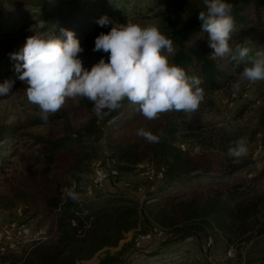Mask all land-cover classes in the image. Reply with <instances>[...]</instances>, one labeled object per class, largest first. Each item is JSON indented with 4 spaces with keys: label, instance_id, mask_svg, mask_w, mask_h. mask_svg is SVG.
<instances>
[{
    "label": "rangeland",
    "instance_id": "rangeland-1",
    "mask_svg": "<svg viewBox=\"0 0 264 264\" xmlns=\"http://www.w3.org/2000/svg\"><path fill=\"white\" fill-rule=\"evenodd\" d=\"M43 7L49 9V14L42 12ZM79 10L86 13L84 16L95 12V17L90 21L91 26L78 27L71 20ZM202 10H206L203 0H0V44L9 43L13 46L12 54L19 53L26 39L35 33L55 31L57 36H62L61 25L67 21L65 27L70 24L74 30L77 29L76 36H82L83 31L87 29L84 35L86 39L81 41L84 51L80 57L84 67L90 69L100 58L107 59L106 53L93 51L95 38L101 32L107 33V27L100 26L99 30H94L102 16L120 23L131 20L142 26L155 24L168 37L192 24ZM51 11L53 12L50 13ZM6 52L9 51L0 49V72L18 78L16 65L11 68L9 54ZM239 73H234L219 90H204V104H200L195 113L169 112L162 114L158 119L147 120L134 111L128 115L129 118L133 117V120L119 122L114 128L112 126L115 121L104 123L103 119L95 115L92 104L83 98L67 100L63 108L44 123L38 115V107L28 102L23 82L12 88L13 92L9 96H0V131L18 127L20 134L55 140L75 137L85 131L93 121L100 126L101 130L97 135L85 138L97 152L96 158L91 162V174L86 177L85 187L90 182L95 160L110 156L116 146L137 144L140 145L138 150L143 152L139 164L131 172L108 180L102 189L127 193L131 198L140 201V207L147 205L148 201L145 203L142 200L141 189L149 191L152 186L158 184V187L154 188V191H157L160 183L151 182L149 178L152 167H157L153 157L147 152V145L152 142L137 135V132L144 128L159 137L168 127L174 125L183 131L177 135L176 143L181 149V145H185L186 150H182L189 153L193 163L199 166L209 164L214 169L205 176L200 188L186 189L188 186H185L180 194L192 192L191 194L203 200L213 189L233 190L238 187L237 199L242 200L244 206H254L257 210L254 220L250 218L246 222L256 228L244 234H232L230 238L218 236L217 244L214 242V236L208 235V232L178 242L180 234H174L171 228H164L149 220V212L144 211L143 215L148 218L144 224V232H141L140 228L129 231L119 246L108 247L92 259L78 264H98L106 251L117 254L128 243L131 245L121 256L122 264H153L157 257L148 256L150 252L177 246L182 249L175 253H179V256L186 255L182 260L184 264H262L256 260L258 256L250 254L249 249L251 242L258 237L257 228L264 219V124L261 123L264 114V82H245L241 84L239 91H234L232 84L238 79ZM2 83L0 78V84ZM208 102L213 103L212 108L208 106ZM240 138H246L249 151L245 158L235 163L248 161L249 164L247 168L230 174L231 161L225 160L224 155H228V150L224 152L223 147L229 145L227 139L235 142ZM19 140L18 154L12 166L0 175V225L27 220L34 230L39 222H43L44 226L38 229L44 230L48 237L56 233V217H45V199L46 196L53 195L57 183L66 181L67 163L72 160L68 158L57 162L46 176H42L39 168L27 166L23 157L39 156L44 147L39 144L30 148V145L24 144V140ZM14 142H17L15 137L8 134L0 145H12ZM60 191L65 199L69 188L62 186ZM21 194H25V197L21 198ZM156 225L161 227L163 233L145 238ZM30 237L26 235L20 239L27 241ZM185 251L188 253L185 254Z\"/></svg>",
    "mask_w": 264,
    "mask_h": 264
},
{
    "label": "trees",
    "instance_id": "trees-1",
    "mask_svg": "<svg viewBox=\"0 0 264 264\" xmlns=\"http://www.w3.org/2000/svg\"><path fill=\"white\" fill-rule=\"evenodd\" d=\"M228 2L233 4L232 15L236 24V30L229 41L230 47L234 49L237 44H240L251 50L249 56L239 64L228 57L213 59L210 56L213 50L208 46V33L201 29L198 19L185 27L183 31L168 36L174 46V53L170 56L171 62L183 67L188 75L199 77L203 90L221 89L234 73L241 72L250 64L258 51H264V0H228ZM48 10L43 7L42 12L47 15ZM94 13L84 16L86 13L79 10L74 15V20H71L78 27L91 26V18L95 17ZM65 24L67 21L61 25L63 29L74 32L77 30L70 27V24L65 27ZM99 28L100 25H95L94 30ZM107 28V32L110 31L111 25ZM86 32L87 29L83 31L82 36H76L80 43L85 41ZM11 48L13 46L9 43L0 44V49L10 52L6 53L9 54V62L13 68L23 62L11 58ZM0 78L2 82L7 79L13 80L12 88L22 83L17 77H10L9 73L0 72ZM208 106L212 108L213 103L208 102ZM134 111H136L135 105L125 100L123 107L105 115L103 122L115 121L112 126L114 128L119 122L133 120L134 118H129L128 115L129 112ZM119 116L122 117L117 119ZM261 123L264 124V114ZM100 130V126L93 121L85 131L75 137L69 136L55 140L20 134L18 127L0 131V144L8 134L17 140L12 145L8 143L0 145V175L12 166L18 154L19 138L24 140L27 146L30 145V148L39 144L44 147L39 156L23 157L27 166L39 168L42 176H46L57 162L68 158L72 160L67 163L66 181L62 184L57 183L53 195L46 196L45 199L44 215L46 218L55 215L56 233L48 235L46 239L25 243L16 250L0 255V264L83 263L108 247L119 246L127 232L138 228L144 232V224L148 221L147 216L143 215L144 211L149 212V220H153L164 228H171L174 234H180L178 242H184L190 237H198L200 233L208 232V235L214 236L216 243L218 236L230 238L232 234H244L256 228L246 222L257 215V210L254 206H244V202L237 199L238 187L233 190L213 189L203 200L191 194L192 192L180 194L185 186H188L186 189L200 188L205 176L214 169L209 164L199 166L193 163L189 153L183 151L176 143L177 135L183 131L174 125L168 127L164 134L159 136L157 142L147 145V152L151 154L157 167L165 171L159 189L147 191L146 197H143L142 200L145 203L148 201L147 205L140 207V201L131 198L127 193L112 192L105 188L88 195L85 180L91 174L90 165L96 158L97 152L85 138L94 137ZM227 142L229 145L223 147L224 152L229 149L227 147L234 144L232 139H227ZM139 147L140 145L130 144L119 145L113 149L110 157L115 160L114 166L118 170V175L111 176L108 180L131 172L139 164L143 154L138 150ZM224 156L225 160L231 161L230 174L248 167V161L242 164L235 163L228 155ZM62 186L75 191L79 199L73 201L68 195L64 199L60 191ZM20 197H25V194H21ZM259 224L257 228L259 235L251 242L249 252L252 256H258L256 260L264 264V219ZM42 226L44 223L39 222L37 228ZM130 245L131 243L125 244L117 254L106 251L98 264H122L121 256ZM181 249V246L168 247L163 251L157 249L150 252L148 256L157 257L153 264H184L182 260L186 255L179 256V253H175ZM187 253L188 251H185V254Z\"/></svg>",
    "mask_w": 264,
    "mask_h": 264
},
{
    "label": "clouds",
    "instance_id": "clouds-1",
    "mask_svg": "<svg viewBox=\"0 0 264 264\" xmlns=\"http://www.w3.org/2000/svg\"><path fill=\"white\" fill-rule=\"evenodd\" d=\"M206 10L199 12L200 27L208 33L211 57H228L239 64L250 53L246 46L237 44L233 49L229 41L236 30L232 15L233 4L228 0H203ZM101 27L111 25L110 31L101 32L94 42V52L107 54L90 69L85 68L80 54L84 48L72 30L61 29L62 36L54 32H38L26 39L19 53L12 59L23 61L15 66L19 80L26 86L29 103L39 109L44 122L58 113L67 100H88L99 119L123 107L127 100L147 120L158 119L169 112L195 113L204 99L201 79L190 76L186 70L171 62L173 41L155 24L142 26L131 20L114 22L107 16L99 18ZM63 37V38H62ZM264 82V51H258L250 64L239 73L232 84L239 91L243 83ZM14 81L0 84V96H9ZM137 135L149 142L159 137L141 128ZM246 138H240L228 149V156L239 162L248 155ZM68 197L79 199L75 191Z\"/></svg>",
    "mask_w": 264,
    "mask_h": 264
},
{
    "label": "built area",
    "instance_id": "built-area-1",
    "mask_svg": "<svg viewBox=\"0 0 264 264\" xmlns=\"http://www.w3.org/2000/svg\"><path fill=\"white\" fill-rule=\"evenodd\" d=\"M183 150H186L185 145H181ZM115 160L106 156L103 159H97L93 163V173L90 179V182L86 186V193L88 195H92L97 190H101L107 180L111 176H117L118 170L114 166ZM153 166V165H152ZM164 169L161 167H152V174H150L149 178L151 182L159 181V185L163 182L164 179ZM156 186H152V189L149 191H154ZM143 192V197H146V192L144 189H141ZM163 233L160 226L156 225L153 229L145 235V238H149L152 234L161 235ZM31 236L27 241H21V236ZM47 235L42 229H32L31 225L26 222H13L6 223L4 225H0V255L5 254L8 251L16 250L21 245L41 239H46ZM231 254V252H228Z\"/></svg>",
    "mask_w": 264,
    "mask_h": 264
}]
</instances>
